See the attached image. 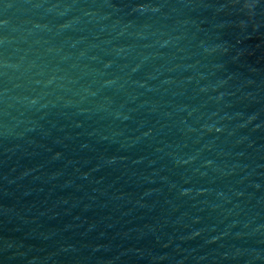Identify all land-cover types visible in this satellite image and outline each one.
I'll use <instances>...</instances> for the list:
<instances>
[{"label":"water","instance_id":"95a60500","mask_svg":"<svg viewBox=\"0 0 264 264\" xmlns=\"http://www.w3.org/2000/svg\"><path fill=\"white\" fill-rule=\"evenodd\" d=\"M0 264H264V0H0Z\"/></svg>","mask_w":264,"mask_h":264}]
</instances>
